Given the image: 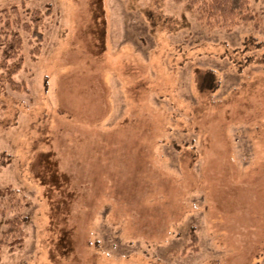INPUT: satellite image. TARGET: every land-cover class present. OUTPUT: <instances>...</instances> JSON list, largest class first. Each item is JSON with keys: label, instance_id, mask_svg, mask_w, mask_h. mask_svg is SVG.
Returning <instances> with one entry per match:
<instances>
[{"label": "rangeland", "instance_id": "rangeland-1", "mask_svg": "<svg viewBox=\"0 0 264 264\" xmlns=\"http://www.w3.org/2000/svg\"><path fill=\"white\" fill-rule=\"evenodd\" d=\"M187 3L0 0V206L25 217L0 264H264V0L231 30Z\"/></svg>", "mask_w": 264, "mask_h": 264}, {"label": "trees", "instance_id": "trees-1", "mask_svg": "<svg viewBox=\"0 0 264 264\" xmlns=\"http://www.w3.org/2000/svg\"><path fill=\"white\" fill-rule=\"evenodd\" d=\"M187 6L196 9L201 19L212 27H221L231 30L238 24L249 23L253 21L256 14L253 9L252 0H188ZM11 9H0V40L2 41V61L0 66L7 68L9 74L16 73L23 64V58L20 56L23 38L15 25H18V19L12 17ZM41 15L38 10L32 13L31 21H24L23 27L30 31L38 32L37 26ZM14 189L8 186L0 188V201H7L11 205L14 203ZM6 205L0 206V259L2 249L8 246L15 249L22 245L25 239V217L20 214H8Z\"/></svg>", "mask_w": 264, "mask_h": 264}]
</instances>
